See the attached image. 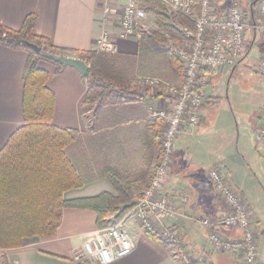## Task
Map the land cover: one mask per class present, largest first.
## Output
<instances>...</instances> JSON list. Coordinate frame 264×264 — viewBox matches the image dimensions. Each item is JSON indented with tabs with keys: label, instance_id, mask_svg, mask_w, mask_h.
I'll return each instance as SVG.
<instances>
[{
	"label": "crops",
	"instance_id": "1",
	"mask_svg": "<svg viewBox=\"0 0 264 264\" xmlns=\"http://www.w3.org/2000/svg\"><path fill=\"white\" fill-rule=\"evenodd\" d=\"M129 1L131 0H0V22L7 28L18 30L27 16L34 15L36 35L47 39L61 55L79 58V52L94 50V41L101 29L103 8L109 7V23L115 24ZM134 1L145 14L139 21L140 33L155 31L154 14L149 10L148 4L150 0ZM232 1L239 3L248 24L260 23L254 15L255 0H213L215 14L222 15ZM169 18L178 30L192 26V22L184 17L169 14ZM246 33L252 34L250 29ZM170 41L166 46L177 42ZM113 42L117 48L115 54L128 58L131 62L140 59L139 40H118L114 36ZM26 59L25 51L0 44V150L10 135L23 124L22 75ZM39 68L47 71L46 87L54 96L53 125L77 132L66 155L82 185L66 191L63 199L71 201L91 198L102 193L116 196L110 181L101 175L105 167L136 176L137 180L132 184L134 196L143 190L156 161L147 162L140 137L156 118L153 112L166 106L165 94L160 90L150 89L141 95L139 101L121 103L110 98L96 106V109L83 107L81 102L87 85L77 70L63 67L55 74V66L43 62L39 63ZM140 73L145 76L143 72L137 74ZM165 77L163 79L169 83L180 85L173 73L170 72ZM211 103L213 102H208L209 105ZM206 124V115L200 109L199 124L196 127L184 126L177 134L172 163L161 185L159 197L176 207L179 215L167 224L177 231L183 245L192 254L204 255L203 264H246L240 258L214 252L207 242L206 230L195 221L200 217L215 220L223 214L220 199L206 178L207 171L212 167L217 168L248 203L241 185L230 178L228 167L224 163L217 161L205 165L204 161L210 158V154L208 148H203L204 144L207 142L208 145L210 140H218V136H213L216 132H212ZM143 172H147L146 178L140 176ZM181 195L185 196V202L180 200ZM126 214L123 224L132 238L133 249L129 255L111 264H181L172 248L160 246L149 239L131 210ZM96 220L97 216L91 210L64 209L61 223L53 236L34 238L22 247L0 250V264H76L80 261L77 259L82 258L83 242L98 229ZM253 228L257 233L260 252L262 244L264 246V233L259 230L255 214ZM225 233L232 237L240 236L239 231L230 230ZM254 264H259L258 259Z\"/></svg>",
	"mask_w": 264,
	"mask_h": 264
},
{
	"label": "trees",
	"instance_id": "2",
	"mask_svg": "<svg viewBox=\"0 0 264 264\" xmlns=\"http://www.w3.org/2000/svg\"><path fill=\"white\" fill-rule=\"evenodd\" d=\"M148 4L157 29L141 33L139 53L162 57L181 84L182 66L174 58L172 46H166L168 40L165 37L166 34L170 40L181 41L180 31L169 18V14L180 15L168 12L163 4L154 0ZM25 43L35 45L41 51L61 55L47 39L36 35L34 15L27 16L18 30L7 28L0 22V44L21 49L27 54L22 75L23 124L10 135L0 150V249L19 248L31 239L53 236L61 223L62 211L69 208L93 211L97 216V228L102 229L109 222L116 223L131 210L140 192L135 196L133 194L132 184L137 180L136 176L105 167L101 175L110 181L116 196L102 193L91 198L63 199L66 191L82 185L66 155L77 132L53 125L54 96L46 87L48 73L39 68V63L55 66V74L63 66L45 57L42 52L33 51ZM78 59L83 60L88 68L84 78L87 90L81 102L83 107H96L104 103L107 96L121 103L141 99V94L133 86L135 78L125 67V63L131 62L128 58L89 50L79 52ZM219 71L204 68L199 76V88L204 90L212 76ZM162 125V120L155 118L140 137L145 159L148 163L156 161L155 166L161 155ZM141 174L144 178L148 175L147 172ZM115 212L117 216L109 221V216ZM145 233L156 244L170 247L155 235Z\"/></svg>",
	"mask_w": 264,
	"mask_h": 264
},
{
	"label": "built area",
	"instance_id": "3",
	"mask_svg": "<svg viewBox=\"0 0 264 264\" xmlns=\"http://www.w3.org/2000/svg\"><path fill=\"white\" fill-rule=\"evenodd\" d=\"M154 1L163 4L168 12L192 22V26L179 30L181 41L170 43L174 58L182 66L183 81L179 86L160 78L148 77H139L133 83L141 95L150 89L163 92L166 106L153 112L163 122L161 155L146 188L137 193L131 212L145 232L155 235L172 248L181 264H203L204 255L192 254L183 245L177 231L167 224L179 214L172 203L159 197V191L172 163L177 134L184 126L196 127L199 124V110L208 102V95L199 88L201 71L204 68L223 70L240 60L245 51L246 31L264 29V0H257V13L261 22L252 25L246 22L236 1H232L219 16L215 14L213 0H199L198 3L195 0ZM109 15V7H104L101 29L94 41L95 51L116 53L114 36L118 40H140L139 21L145 14L136 1L131 0L123 7L116 23L112 22V29ZM165 37L171 42L166 34ZM260 72L264 73V64L260 67ZM257 140L264 144V117L257 132ZM206 178L220 199L223 214L215 220L200 217L195 221L206 230L207 242L214 252L240 258L246 264H254L259 252L258 237L253 228V210L217 168H210ZM180 200L185 202V196L181 195ZM230 230L239 231L240 236L227 235L225 232ZM132 249V238L124 228L123 221H118L89 234L82 244L81 255L93 264H111L129 255Z\"/></svg>",
	"mask_w": 264,
	"mask_h": 264
},
{
	"label": "rangeland",
	"instance_id": "4",
	"mask_svg": "<svg viewBox=\"0 0 264 264\" xmlns=\"http://www.w3.org/2000/svg\"><path fill=\"white\" fill-rule=\"evenodd\" d=\"M254 5V15L261 22L257 13V0ZM250 31L252 34L246 33L245 51L240 60L232 67L216 72L204 89L208 102L213 103L209 105L206 102L201 112L206 115V125L216 132L213 136H218V140H210L208 145L206 142L203 148H208L210 154V158L204 161L206 166L221 161L228 167L230 178L241 185L244 197L259 221V230L264 233V144L257 140V132L264 117V73L260 72L264 64V29ZM140 56L134 62L125 63L133 79L160 78L159 75L166 78V74L172 73L162 57ZM138 72L145 73V76H141V73L138 75ZM110 98L113 99L107 96L105 102ZM126 215L124 213L118 221H123ZM116 216L117 213L110 215L109 221H113ZM111 224L109 222L106 227ZM77 260L93 264L84 258ZM258 263L264 264L263 244Z\"/></svg>",
	"mask_w": 264,
	"mask_h": 264
},
{
	"label": "water",
	"instance_id": "5",
	"mask_svg": "<svg viewBox=\"0 0 264 264\" xmlns=\"http://www.w3.org/2000/svg\"><path fill=\"white\" fill-rule=\"evenodd\" d=\"M26 46L30 47L33 51L40 53L42 52V54L51 59L53 62L58 63L60 65H62L63 67H70V68H74L75 70L78 71V73L80 74V76L84 79L87 75L88 72V68L86 63L78 58H69L63 55H56V54H52L49 52H44L41 51V48L33 45V44H28L25 43Z\"/></svg>",
	"mask_w": 264,
	"mask_h": 264
}]
</instances>
